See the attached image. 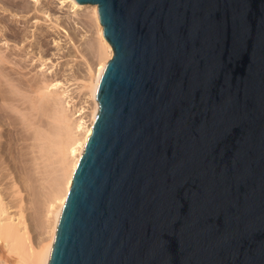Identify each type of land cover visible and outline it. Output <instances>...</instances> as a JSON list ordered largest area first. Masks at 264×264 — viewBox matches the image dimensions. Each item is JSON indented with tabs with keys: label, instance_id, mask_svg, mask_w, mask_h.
<instances>
[{
	"label": "water",
	"instance_id": "water-1",
	"mask_svg": "<svg viewBox=\"0 0 264 264\" xmlns=\"http://www.w3.org/2000/svg\"><path fill=\"white\" fill-rule=\"evenodd\" d=\"M76 1L113 56L49 264H264V0Z\"/></svg>",
	"mask_w": 264,
	"mask_h": 264
},
{
	"label": "bare ground",
	"instance_id": "bare-ground-1",
	"mask_svg": "<svg viewBox=\"0 0 264 264\" xmlns=\"http://www.w3.org/2000/svg\"><path fill=\"white\" fill-rule=\"evenodd\" d=\"M65 2L71 9L86 10L84 16L96 30L91 47L94 49L97 64L90 71L89 82L82 86L86 91V97L83 100L84 105L79 108L82 112L78 116L81 117L77 120L73 118L75 112L68 108L69 103L63 99V92L52 90L60 84L56 74L52 75L55 77L53 78L44 73L38 74L37 71L35 74H29L30 70L27 73L23 72V67L25 70L28 69L23 65L25 62L22 59L25 55L22 51H25V48L26 54L31 51L30 47L34 51L39 49L37 52L41 56L43 52H47L49 38H52L51 41L59 47L61 39L58 37L56 39L51 30L54 32L58 30L56 33L59 35L62 32L60 29L64 30L66 27L64 18L55 16L56 9L52 7L51 0H0V41L3 39L4 44H7V48L0 46V130L4 125L10 127L7 139L9 143L11 141L13 144L14 141L17 145L14 156L18 159L19 169L22 170V181L30 193L29 199L37 204L45 194L46 214L45 223L42 220V213L35 211V224L46 226L43 232V234L46 232V237L34 242L25 208L21 205L23 199L20 189L16 188L14 183H10L7 188L4 186L7 192H0V264H49L59 219L72 185V177L99 113L98 88L102 72L113 56V49L104 36L98 5L81 4L76 0H62L61 3ZM40 14L50 17L51 25L39 27V33L36 29L27 32L29 30L25 31L22 28L32 19H36L33 24H37ZM56 50L59 53L60 49ZM45 61H41L42 69ZM50 67L51 70L53 67ZM3 133L0 131V148L1 138L5 136ZM29 149H33L31 158H28L31 152ZM55 156H60V161L56 162L61 166V174L49 188L46 185L50 176L48 167L53 168ZM11 197L17 198L15 201L17 200L20 205L10 203ZM7 198L8 201L4 202ZM12 208L16 209L13 211Z\"/></svg>",
	"mask_w": 264,
	"mask_h": 264
},
{
	"label": "rangeland",
	"instance_id": "rangeland-1",
	"mask_svg": "<svg viewBox=\"0 0 264 264\" xmlns=\"http://www.w3.org/2000/svg\"><path fill=\"white\" fill-rule=\"evenodd\" d=\"M51 2H52L51 3L52 7L56 9V13H55L56 15L55 16L63 17L64 18L63 20L65 21L64 27L66 26L64 28V30L60 29L62 32H60L59 35H58V33H56V32H58V30L57 31L55 30V32H54V30H51V33L52 34L54 33L55 38L58 37L61 39L59 41V47L60 48L58 47V45L56 43L51 41L52 38L48 39V41L50 42V43L48 42L49 47L48 46L46 47V49H47L46 53L45 52L42 53L41 56H43V58L41 56H39L40 53L38 55L37 51H39V49L37 51L35 49V51H34L30 47L31 51L29 52L30 49L27 50V52H29V53H27L28 54L27 55L26 54V48H25L24 49L25 51H22L23 52L22 54H25L22 59L25 62L23 65L25 66V68H28V69L25 70L23 67V72L26 71V73H27L30 70L29 74H31V73L35 74V72L37 71V72H39L38 74L44 73L49 77L56 74L58 81H60V84H59V87H56L52 90H57V91L63 92L62 93L63 99L67 103H69L68 108L75 112L73 115V118H76V120H77L78 118L81 117V116H78V114L82 112L79 110V108H80V106L84 105L83 100H84V97H86V91L84 90V88L82 89V86L85 83L89 82L90 71L92 70V68L94 69L95 65L97 64V60H96V57L94 54V49H93V47H91L93 40L96 36L95 35L96 30L94 29V27L90 26V24L87 21V18L84 16L86 10L71 9L69 7L68 3H66V2L61 3L62 0H51ZM32 4H33V2H32ZM38 17H39L38 18L39 21H37V24H33V22L36 19H32L28 25H24V26L20 25V26L21 27L23 26L22 28L25 29V31L29 30L27 32H30L32 29L33 30L36 29L37 31L36 30L35 31L39 33V31H38L39 27L45 28L48 25H51L50 21H49L50 17L43 16V14H40V16H38ZM46 19H48V20H46ZM26 26H29V27H26ZM36 26L38 28H36ZM65 30H66V32H65ZM66 37H67V39H66ZM4 41L5 40L1 39L0 46L3 45L4 48L5 47L7 48V46H6L7 44H4L5 43ZM55 47L60 49V50L61 49L64 50V51L61 50V52L62 53L64 52V54L60 53V50L58 53ZM33 51L36 54H34ZM53 53L54 54L56 53V54L54 55ZM57 53H58V55H57ZM44 57H45V59H44ZM48 57H49V59H48ZM43 60L44 61L47 60V61H45V65L43 64V69H42L41 68L42 65H40V64H41V61L44 62ZM57 61H59V63H56ZM52 64H54L55 66L53 67ZM56 64H59V65L57 66ZM49 67L50 68L53 67V68L50 70ZM31 69H33V70H31ZM49 71H51V73ZM53 78H55V77H53ZM85 115H86V113L83 114L82 116L84 117ZM76 116H78V117H76ZM3 127L4 128H1V130H0L2 133L4 132L3 134L5 135V136H3L5 139L3 137L1 138V148H0V151L2 150L0 153V162H1V164H0V171L1 172L0 173L2 175V177L0 175V179H2V180H0V192L3 193L5 191L4 193H6L7 192L6 188H7V186L10 185V183H14L16 188L20 189L22 199H23V202L21 203V205L25 208L24 211L26 214V219H27V222L30 225V229H31V237L33 238L34 242H36V241H39L40 239H45V237H46V232L43 234L44 230L46 229V226L45 225L41 226V224L39 226V225H37V223L35 224L36 221L34 220L35 211H39L40 213H42V220H44L46 223L45 200H44L45 194L37 202V204L33 203L32 200L29 199L30 193L27 192V190L25 189L24 182L22 181V175H21L22 170H21V168L19 169L18 159L14 156L16 154L15 150H17V149H15V147H17V145L15 144L14 141H13V144L11 141L9 143V139H7V134L11 130L10 127L6 126V125H4ZM7 128H9V130H7ZM2 139H4V140H2ZM2 141H3V143H2ZM9 145H11V146H9ZM8 149H9V151H6ZM11 149H13L14 151H12ZM29 151H31V152L28 155V158H31L32 153H33V149H29ZM56 160L60 161V156L54 157L53 168L48 167V170L50 172V174H49L50 176H49V180H48L46 185L49 188H51V186L54 185V181H56L60 177V174H61V166L58 162H56ZM2 168H4V169H2ZM2 170H4V171H2ZM18 170H19V172H18ZM18 173H20V174H18ZM3 176H4V178H3ZM63 182L65 183V180ZM4 186H6V188ZM2 188H3V190H1ZM4 189H6V190H4ZM8 198L10 199V197H8ZM8 198H7V200L4 199V202H7ZM12 199L13 198L11 197L10 203H12L13 205H16V204L20 205V203L18 204L17 198H14L13 200ZM15 199H17L16 200L17 202L15 201ZM14 201H15V203H13ZM16 208H12V210L14 211Z\"/></svg>",
	"mask_w": 264,
	"mask_h": 264
}]
</instances>
